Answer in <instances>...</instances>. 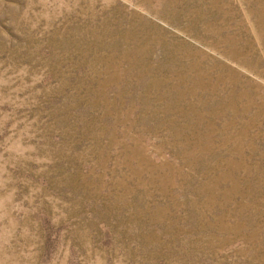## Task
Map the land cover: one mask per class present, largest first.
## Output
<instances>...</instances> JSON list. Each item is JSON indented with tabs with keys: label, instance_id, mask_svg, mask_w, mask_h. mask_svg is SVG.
Returning <instances> with one entry per match:
<instances>
[{
	"label": "rangeland",
	"instance_id": "obj_1",
	"mask_svg": "<svg viewBox=\"0 0 264 264\" xmlns=\"http://www.w3.org/2000/svg\"><path fill=\"white\" fill-rule=\"evenodd\" d=\"M0 264H264V0H0Z\"/></svg>",
	"mask_w": 264,
	"mask_h": 264
}]
</instances>
